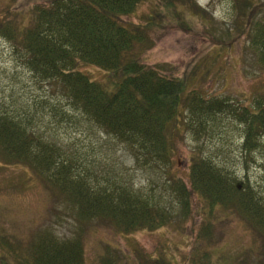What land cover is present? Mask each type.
Instances as JSON below:
<instances>
[{"label": "rangeland", "instance_id": "obj_1", "mask_svg": "<svg viewBox=\"0 0 264 264\" xmlns=\"http://www.w3.org/2000/svg\"><path fill=\"white\" fill-rule=\"evenodd\" d=\"M170 1L144 0L134 13L121 17L126 24L152 23L148 33L153 45H143L134 57L151 68L163 65V75L187 79L190 97L198 90L210 101L220 97L236 108L264 105V63L250 50L247 36L241 35L244 26L238 24L236 5L242 0H173V8L167 7ZM252 1L259 9L255 20H264V0ZM37 2L42 0H0V22L27 24ZM195 5L197 16L191 12ZM22 55V49L0 36V109L21 119L41 140L68 150L76 172L89 182L122 190L129 201L150 200L169 220L157 230L129 235L98 217L80 221L60 187L38 168L0 157V264L3 259L16 264L11 248L27 250L45 231L66 240L81 235L85 264H105V259L108 264H153V259L158 264H264L263 236L236 211L218 207L214 215L207 214L190 181L192 158L199 156L235 172L239 182L249 180L264 196V136L261 146L245 158L244 125L231 112L219 113L199 132L192 115H183L182 133H173L168 158H138L73 107L62 86L36 77ZM77 70L114 91L110 72L84 63ZM178 181L195 194L188 214H183L180 189L174 186ZM205 218L213 220L209 232L203 227Z\"/></svg>", "mask_w": 264, "mask_h": 264}, {"label": "trees", "instance_id": "obj_2", "mask_svg": "<svg viewBox=\"0 0 264 264\" xmlns=\"http://www.w3.org/2000/svg\"><path fill=\"white\" fill-rule=\"evenodd\" d=\"M143 1L43 0L31 9L32 18L27 24L21 26L16 19L1 21L0 36L23 50L26 68L36 77L62 86L73 107L131 148L138 158H168L173 133H182L183 115H192L199 132L224 111L244 125L242 151L245 158L250 156L261 146L259 138L264 136V105L236 108L220 97L210 101L198 90L190 97L187 79L163 75L159 73L163 65L151 68L134 57L143 45H153L148 33L152 23L126 24L121 17L134 13ZM241 2L236 5L241 19L238 24L244 26L241 35L247 36L250 50L264 63V20H255L259 9L254 1ZM174 6L173 0L167 5ZM191 12L198 15L197 5ZM79 63L110 72L114 91L79 72ZM0 157L10 164H28L34 171L38 168L47 181L60 187L80 221L91 222L98 217L132 234L157 230L169 220L160 209L152 207L150 200L138 197L129 201L128 193L122 190H108L89 182L76 172L68 150L41 140L34 129L1 109ZM192 162V189L204 202L206 213L214 215L218 207L236 211L264 238V196L259 190L249 180L239 182L235 172L208 159L197 156ZM174 186L182 193L178 197L182 212L188 214L191 192L179 181ZM138 213H143L142 217L134 221ZM212 222L205 218V232L210 231ZM37 237L27 250L11 248L14 255L10 256L18 258L16 264L86 263L81 235L66 240L45 231ZM2 262L8 264L5 259Z\"/></svg>", "mask_w": 264, "mask_h": 264}]
</instances>
